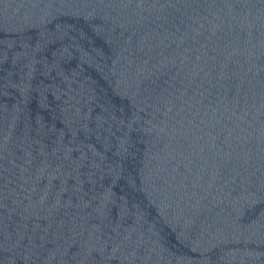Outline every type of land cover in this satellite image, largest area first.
I'll return each mask as SVG.
<instances>
[{
  "label": "water",
  "instance_id": "obj_1",
  "mask_svg": "<svg viewBox=\"0 0 264 264\" xmlns=\"http://www.w3.org/2000/svg\"><path fill=\"white\" fill-rule=\"evenodd\" d=\"M0 264H264V0H0Z\"/></svg>",
  "mask_w": 264,
  "mask_h": 264
}]
</instances>
